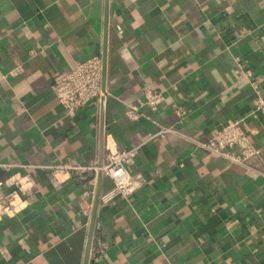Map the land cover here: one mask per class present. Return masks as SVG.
I'll return each instance as SVG.
<instances>
[{"label": "crops", "instance_id": "obj_1", "mask_svg": "<svg viewBox=\"0 0 264 264\" xmlns=\"http://www.w3.org/2000/svg\"><path fill=\"white\" fill-rule=\"evenodd\" d=\"M94 56L105 95L69 117L53 84ZM0 67V163L15 166L0 183L33 186L0 216V264H264V118L245 77L264 94V0H0ZM147 90L165 102L131 120ZM245 118L260 150L249 167L176 133L150 138L172 127L208 142ZM119 147L139 148L129 199L103 200L107 176L48 178ZM96 234L109 244L99 259Z\"/></svg>", "mask_w": 264, "mask_h": 264}, {"label": "built area", "instance_id": "obj_2", "mask_svg": "<svg viewBox=\"0 0 264 264\" xmlns=\"http://www.w3.org/2000/svg\"><path fill=\"white\" fill-rule=\"evenodd\" d=\"M0 67V82L4 79ZM245 77L256 93L255 110L252 112L253 118L263 116L264 118V94L259 89V79L254 78L250 71L245 73ZM54 94L60 104L64 107L69 117H76L84 108L93 103H98L105 95L103 89V63L99 56H94L86 61L78 62L74 69L60 79L55 81L52 87ZM165 102V94L160 90H147L146 99L138 106H130L128 117L131 120H138L142 117L141 106H147L152 111L158 110ZM179 123L185 117L182 110H178ZM245 119L236 120L227 123L218 133L208 142H201L196 137L176 130L175 128H163L157 134L150 136L151 139L158 136H165L168 133H176L186 138L190 142L196 143L199 147L212 152L218 156L226 158L233 163L249 167L250 162L260 156V150L255 148L247 137L242 124ZM139 148L110 149L107 161L100 165L98 162H92L89 165H83L76 161L60 162L47 169L48 178L52 184H58L60 178L68 176L75 178L79 182H88L102 173L103 176L111 178L114 182V188L107 193L103 200L111 201L115 198L129 199L141 187V179L129 172V166L135 161ZM12 164L0 163V169L10 171ZM24 182H23V181ZM32 178L28 174L15 179L12 185L6 182L7 186L16 187L13 192H5L3 184L0 183V216L15 214L18 211V201L21 195H26L28 190H32ZM31 184V186H29ZM28 186V187H27ZM109 249V244L98 234L95 235V241L92 247V254L99 259Z\"/></svg>", "mask_w": 264, "mask_h": 264}, {"label": "water", "instance_id": "obj_3", "mask_svg": "<svg viewBox=\"0 0 264 264\" xmlns=\"http://www.w3.org/2000/svg\"><path fill=\"white\" fill-rule=\"evenodd\" d=\"M104 75H105V65H104V63H103V89L105 90V88H104ZM100 165H102L103 163H99ZM101 178H102V176H103V174L102 173H99L98 174ZM94 225V224H93ZM92 236H93V234H92Z\"/></svg>", "mask_w": 264, "mask_h": 264}]
</instances>
